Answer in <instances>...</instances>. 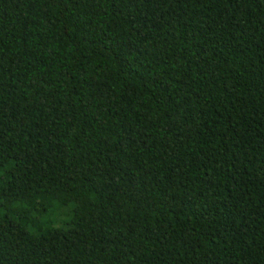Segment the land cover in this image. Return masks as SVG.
I'll return each instance as SVG.
<instances>
[{"label": "trees", "instance_id": "16d2710c", "mask_svg": "<svg viewBox=\"0 0 264 264\" xmlns=\"http://www.w3.org/2000/svg\"><path fill=\"white\" fill-rule=\"evenodd\" d=\"M0 264H264V0H0Z\"/></svg>", "mask_w": 264, "mask_h": 264}]
</instances>
